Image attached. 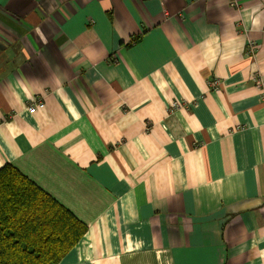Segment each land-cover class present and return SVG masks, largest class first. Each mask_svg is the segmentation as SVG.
Wrapping results in <instances>:
<instances>
[{
	"label": "crops",
	"instance_id": "1",
	"mask_svg": "<svg viewBox=\"0 0 264 264\" xmlns=\"http://www.w3.org/2000/svg\"><path fill=\"white\" fill-rule=\"evenodd\" d=\"M6 163L86 224L58 264H264V0H0Z\"/></svg>",
	"mask_w": 264,
	"mask_h": 264
},
{
	"label": "trees",
	"instance_id": "2",
	"mask_svg": "<svg viewBox=\"0 0 264 264\" xmlns=\"http://www.w3.org/2000/svg\"><path fill=\"white\" fill-rule=\"evenodd\" d=\"M86 224L12 166L0 167V264H58Z\"/></svg>",
	"mask_w": 264,
	"mask_h": 264
},
{
	"label": "built area",
	"instance_id": "3",
	"mask_svg": "<svg viewBox=\"0 0 264 264\" xmlns=\"http://www.w3.org/2000/svg\"><path fill=\"white\" fill-rule=\"evenodd\" d=\"M247 47H248L249 54H253V52L256 49V44H255V42L249 41L247 44ZM253 80H256L257 83L259 82V78H257V76H253ZM212 84L214 86H216V85H218V81L213 80ZM179 105H180L179 102L174 101L169 105L168 109L173 110V109L179 107ZM43 106H44V104H43L42 99L36 97V98H34V102L28 107V112L32 113V112H34V110H37L38 108L43 107Z\"/></svg>",
	"mask_w": 264,
	"mask_h": 264
}]
</instances>
